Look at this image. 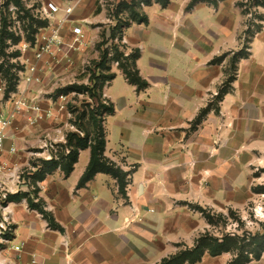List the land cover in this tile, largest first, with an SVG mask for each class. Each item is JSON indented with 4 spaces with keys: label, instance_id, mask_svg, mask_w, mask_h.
<instances>
[{
    "label": "rangeland",
    "instance_id": "374dc122",
    "mask_svg": "<svg viewBox=\"0 0 264 264\" xmlns=\"http://www.w3.org/2000/svg\"><path fill=\"white\" fill-rule=\"evenodd\" d=\"M49 3L57 5L59 12L47 15L44 8ZM69 6L74 10L67 16L64 10ZM146 18L148 24H143ZM75 23L83 27L84 41L78 50H70ZM54 31L62 44L38 61L37 46ZM105 37L111 38L103 45ZM175 53L191 56L190 62L199 61L206 105L184 140L190 141V132L198 130L210 114L221 118L219 126L228 129L230 136L216 137L208 152L202 146L208 139L201 132L194 174L183 178L179 169L170 172L167 191L157 203L139 195L141 213L127 224L129 232L114 241L118 249L105 251L103 264H164L176 257L181 259L175 264H264V153L250 149L252 140L264 136L262 122L254 121L256 103L264 107V0H0L1 79L5 84L8 80V86L15 84V91L29 102L40 99L43 108L54 106L58 113L33 126L24 113L17 117L13 130L22 137L19 156L27 163L23 176L40 159L31 154L39 150L37 139L53 140L59 133L76 132L77 114L91 103L88 87L96 82L105 108H114L111 94L116 101L125 87L119 81L112 87L113 75L119 72L129 85L127 79H131L139 97L150 86L140 74V58L147 57L143 73L151 75L149 57L168 68ZM31 65L39 70L41 82L20 83ZM164 80L170 93L181 89L180 75ZM4 89L0 81V103L10 102V110L12 94L6 97ZM224 101L227 111L222 114ZM245 109L248 120L254 122L249 126L247 152L240 149V142L246 140ZM92 116L86 113L83 126L91 132L102 127L106 135V120L112 115L104 111L96 116V123ZM224 145L228 146L225 151ZM209 157L216 166L213 186L202 168ZM123 199L129 206V200ZM142 211L151 217L145 218ZM211 247L217 249L215 255Z\"/></svg>",
    "mask_w": 264,
    "mask_h": 264
},
{
    "label": "crops",
    "instance_id": "0c3cea01",
    "mask_svg": "<svg viewBox=\"0 0 264 264\" xmlns=\"http://www.w3.org/2000/svg\"><path fill=\"white\" fill-rule=\"evenodd\" d=\"M189 57L183 53L171 55L174 63L168 68H163L160 61L149 57L151 75L143 73L142 64L147 57H141L138 68L150 86L139 97L136 96L135 87L129 85L119 72L111 82L112 87L115 82L123 83L125 92L118 93L117 102L112 94L110 96L114 114L105 124V157L127 174L125 195L120 193L117 180L105 173L96 174L85 186L78 187L91 159L90 149L80 151L78 161L68 177L57 168L40 184L37 195L51 216L55 224L53 227H49L41 213L29 209L25 200H15L14 238L17 242L25 243V246L20 253L4 252L1 259L7 264H31L34 258L37 264H103L105 251L118 249L114 241L122 239L121 235L129 232L127 224L136 213H141L139 195L143 194L146 202L157 203L167 191L170 172L179 169L183 178L194 174L199 164L194 159H198L196 155L201 149V132L208 139L202 145L208 152L216 137L221 136L225 140L230 136L228 129L220 128L221 118L210 114L198 130L190 132V141L184 140L191 123L206 106L198 76L199 61L190 62ZM171 60L169 63H172ZM175 74L182 79L179 83L181 89L172 94L164 79ZM190 74L192 78L187 80ZM8 105L0 103V110L8 111ZM256 106L254 121L262 122L264 126V107L257 103ZM226 107L225 101L221 103L222 114L227 111ZM244 112L243 133L246 140L245 143L240 142V149L247 152L248 132L252 130L249 126L254 122L248 120L247 109ZM35 132L38 135V131ZM21 139L16 137V145L23 149ZM252 141L250 149H260L264 153V136ZM6 146L9 147L10 142ZM223 148L225 151L228 146L224 145ZM20 153L6 154L5 158L19 163L22 158ZM209 160L210 157L202 168L213 186L216 166L210 164ZM225 162L223 158L222 168ZM123 197L129 200V206L123 204ZM142 212L145 218L151 217L148 212Z\"/></svg>",
    "mask_w": 264,
    "mask_h": 264
},
{
    "label": "built area",
    "instance_id": "2783aa9c",
    "mask_svg": "<svg viewBox=\"0 0 264 264\" xmlns=\"http://www.w3.org/2000/svg\"><path fill=\"white\" fill-rule=\"evenodd\" d=\"M60 8L52 3L47 4L44 8V12L47 15L59 12ZM73 7L65 8L64 12L70 15L73 12ZM72 34L75 36L72 45H69L70 50H78L79 47L83 45L84 32L81 24L75 23L71 27ZM43 43L37 46L35 51V59L38 61L51 51L52 47H58L62 44L60 37L57 32L44 36ZM28 72L23 75L22 84L32 85L35 82L40 83L41 78L37 76L38 69L35 66L27 67ZM6 87L5 81L0 79ZM21 87V85H20ZM5 90V89H4ZM20 93H22L20 91ZM16 98V99H15ZM14 99V100H13ZM40 99H34L29 102L23 94L15 92L12 94L11 102L12 108L8 111L0 110V256L5 253H20L25 243L17 242L14 238V204L16 201L10 200L9 197L13 195L28 194L35 202L39 201L37 193L39 192V187L42 181H36L34 179V174L41 164V161H51L58 160V155L60 151V146L66 144V136L59 133L57 139H39L38 148L35 154L40 156L37 163L29 165V170L27 175L23 176V169L27 166V163L19 162L15 163L5 158V155H16L21 150L16 145V134L14 133V123L17 117L21 114H25L27 121L30 125H37L45 120H50L56 118L58 115L54 106L49 108H43ZM10 103V102H6ZM75 132V131H74ZM76 132H79L76 129ZM80 133V132H79ZM68 134V133H67ZM81 135H83L81 133ZM50 138V137H48ZM7 142H10V146L7 147ZM68 153L69 150H66ZM27 202L26 198H23ZM28 204V202H27ZM29 207V205H28ZM30 209V208H29ZM32 210V209H31ZM0 264H7L4 259L0 258ZM31 264H37V260L34 258Z\"/></svg>",
    "mask_w": 264,
    "mask_h": 264
},
{
    "label": "trees",
    "instance_id": "16d2710c",
    "mask_svg": "<svg viewBox=\"0 0 264 264\" xmlns=\"http://www.w3.org/2000/svg\"><path fill=\"white\" fill-rule=\"evenodd\" d=\"M150 4V3H149ZM143 24H148V19L142 20ZM109 38L111 37H105L102 44H107ZM104 57L106 58L108 55V51H104L102 53ZM8 74H6L7 76ZM4 77V76H3ZM5 78V77H4ZM115 75L111 79H114ZM1 79V76H0ZM7 80V78H5ZM92 79V76L89 80ZM11 81L12 78H9ZM131 85H134L133 81L131 79H127ZM6 85L8 86V80ZM15 84L9 82L8 89L6 90V97L13 93H15ZM93 87H88L86 89L87 93L89 94V98L91 100V103L86 104L85 109H82V113L77 114L76 116V126L77 130L80 132H69L66 137V144L61 145L58 160H51V161H41V164L38 167L37 171L34 174V179L36 181H43L45 177L51 173L52 171L56 170L57 168H60L61 171L64 173L65 177H68L73 169L74 165L77 163L79 158V153L82 150L90 149L91 151V159L89 162V165L83 174L82 178L80 179L78 183V187L85 186L89 181H91L96 174L98 173H105L111 175L113 178H115L119 185V191L121 194L125 195V188L127 186V174L123 172L120 168L116 167L114 164L110 163L106 157H105V148H106V135H105V129L102 127L97 128V130H94V132L90 131L88 128L84 127L82 124V118L85 117L86 113H92L93 123L98 122L96 116H100L104 111L109 112V115L114 114V108H105V105L102 100V93L99 91V88L97 87L96 82L93 83ZM71 89L74 90L73 87ZM12 92V93H11ZM71 92V91H70ZM9 97V96H8ZM6 100L8 98H5ZM88 109V110H86ZM107 115V113H106ZM81 133L83 135H81ZM95 136V141L91 139V137ZM101 137V141L98 140V138ZM66 150H69L67 153ZM23 198L27 199L29 208L32 210H36L39 213L42 214L43 218L48 222L49 227H53L55 224L49 215V213L43 208L41 205L40 200L38 202H35L33 198H31L28 194H19V195H13L10 196V200H22ZM211 247L210 250L214 254L217 252L216 248ZM219 251V249H218ZM196 252V251H195ZM215 255V254H214ZM181 259V257H176L175 259L171 261H166L164 264H175Z\"/></svg>",
    "mask_w": 264,
    "mask_h": 264
}]
</instances>
